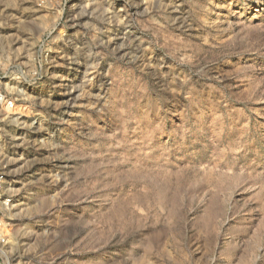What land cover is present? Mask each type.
<instances>
[{
  "label": "rangeland",
  "instance_id": "1",
  "mask_svg": "<svg viewBox=\"0 0 264 264\" xmlns=\"http://www.w3.org/2000/svg\"><path fill=\"white\" fill-rule=\"evenodd\" d=\"M0 264H264V0H0Z\"/></svg>",
  "mask_w": 264,
  "mask_h": 264
},
{
  "label": "built area",
  "instance_id": "2",
  "mask_svg": "<svg viewBox=\"0 0 264 264\" xmlns=\"http://www.w3.org/2000/svg\"><path fill=\"white\" fill-rule=\"evenodd\" d=\"M0 105L6 107L7 109H13L15 107V102L9 98L5 93L0 91ZM6 176L2 168L0 167V205L7 206L10 199L4 195Z\"/></svg>",
  "mask_w": 264,
  "mask_h": 264
}]
</instances>
